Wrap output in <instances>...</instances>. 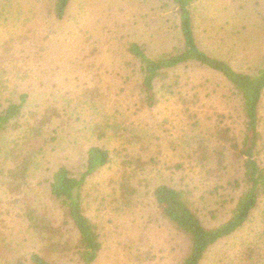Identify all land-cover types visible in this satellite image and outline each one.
Returning <instances> with one entry per match:
<instances>
[{"label":"rangeland","instance_id":"1","mask_svg":"<svg viewBox=\"0 0 264 264\" xmlns=\"http://www.w3.org/2000/svg\"><path fill=\"white\" fill-rule=\"evenodd\" d=\"M167 2L72 0L66 18L58 21L50 12L51 0H0V101L6 104L7 97L18 100L26 94L28 111L40 106L53 115L47 143L35 155L28 177V198L19 195L22 201L47 210L57 226L64 223L61 207L50 194L52 175L66 166L80 177L91 147L110 153L109 164L91 176L83 190L85 214L103 243L93 264L181 263L188 240L160 216L152 195L160 184L195 189L207 227L229 217L228 197L235 194L219 191L228 200L223 210L218 195L205 194L212 186L200 167L186 159L189 151L198 150V139L217 147L212 137L217 126L241 133L244 118L227 82L198 67L180 68L176 87L190 101L188 106L167 97L150 108L139 87L140 65L127 52L131 43L142 45L150 57L175 46L177 21ZM195 6L203 50L246 73L255 74L264 65V0H200ZM193 95L198 96L192 102ZM260 115L264 134V97ZM192 117L199 118V125L193 126ZM100 124L110 127L107 133L96 131ZM134 136L140 141L131 145L128 140ZM126 154L133 159L131 165L124 164ZM236 169L230 164L228 176H235ZM122 175L130 177L127 182L134 190L128 204L117 198ZM221 183L227 187L225 180ZM4 191L0 182V229L5 234L0 251H14L17 257L38 251L34 234L13 214L14 204ZM63 228L69 236L72 226ZM263 230L264 200L245 228L212 248L203 264H250L241 255L251 241L257 242L262 251L259 264H264V238L257 237ZM59 263L80 260L73 256Z\"/></svg>","mask_w":264,"mask_h":264},{"label":"trees","instance_id":"2","mask_svg":"<svg viewBox=\"0 0 264 264\" xmlns=\"http://www.w3.org/2000/svg\"><path fill=\"white\" fill-rule=\"evenodd\" d=\"M71 1L51 0L50 12L56 20L62 21L66 18ZM199 2L200 0H168L167 6H173L177 21L176 34L179 36L169 52L150 57L140 44L131 43L127 47L128 54L140 65L139 87L146 106L153 108L161 98L167 97L176 99L180 106H188L190 101L179 91L181 89L176 87L178 78L175 72L180 68L194 66L225 79L227 90L240 104L244 118L243 129L239 135L234 134L229 127L217 126L212 134L217 142L216 148L215 145L212 147L211 141L205 146L202 140L198 139L194 144L199 145L198 150L189 151L186 155V159L200 167V173L206 176L205 180L212 186V190L205 194L218 195L223 210L228 200L219 191L231 190L235 194L228 197L230 207L226 221L216 227L205 226L199 215L193 188H178L163 183L156 186L152 192L160 216L188 240V252L180 264H203L212 248L245 228L264 200V134L260 131L264 65L255 74L246 73L237 70L228 61L203 50L198 41L194 14L195 5ZM197 96L193 95L192 102ZM2 102L0 101V182L5 187L4 195L9 203L14 204L13 214L15 212L24 220L34 234L37 246L40 247L38 251L18 257L14 251H0V262L60 264L63 259L76 256L80 264L95 263L103 243L96 232V226L85 214L83 190L88 179L109 164L110 153L101 147H91L87 153L86 171L80 177L74 176L66 166H60L52 175L50 194L59 203L65 219L64 223L57 226L47 210L34 206L30 200L22 201L19 196L28 198V177L35 155L40 153L47 143L45 135L51 129L48 123L53 115L50 111L43 113V110L39 109L40 106L36 107L37 111H28L26 94L21 95L18 100L7 97L6 104ZM191 119H194L193 126L199 125L198 117ZM108 128L110 127L100 124L96 131L103 135L107 133ZM113 130L117 132L116 128ZM138 141L140 140L137 136L128 140L131 145ZM123 158H127L124 164L133 163L130 154L124 155ZM230 159L231 162L227 163ZM151 163H155L152 158ZM230 164H234L237 169L236 175L229 177ZM184 165L177 164V167L184 168ZM120 178L117 183L120 190L117 198L123 204H128L134 191L127 182L130 177L122 175ZM222 180H225L228 188L222 185ZM1 198L0 192V202ZM21 202L22 204L18 205ZM69 224L73 232L68 231L67 236L63 226ZM257 237L264 238V230ZM4 240L5 234L0 229V242L3 243ZM244 247L241 257L245 261L250 264H259L262 261V251L258 249L257 242L251 241Z\"/></svg>","mask_w":264,"mask_h":264}]
</instances>
